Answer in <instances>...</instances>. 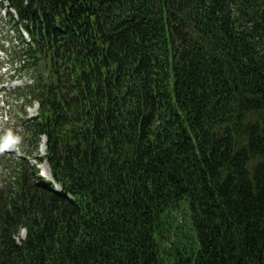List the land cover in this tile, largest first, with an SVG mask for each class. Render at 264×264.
<instances>
[{
  "label": "trees",
  "instance_id": "obj_1",
  "mask_svg": "<svg viewBox=\"0 0 264 264\" xmlns=\"http://www.w3.org/2000/svg\"><path fill=\"white\" fill-rule=\"evenodd\" d=\"M12 5L64 192L10 163L0 264H264V0Z\"/></svg>",
  "mask_w": 264,
  "mask_h": 264
},
{
  "label": "bare ground",
  "instance_id": "obj_2",
  "mask_svg": "<svg viewBox=\"0 0 264 264\" xmlns=\"http://www.w3.org/2000/svg\"><path fill=\"white\" fill-rule=\"evenodd\" d=\"M42 168L44 169V174H45V176H47V177L50 178V173H49V170H48L47 165L44 164V165L42 166Z\"/></svg>",
  "mask_w": 264,
  "mask_h": 264
},
{
  "label": "rangeland",
  "instance_id": "obj_3",
  "mask_svg": "<svg viewBox=\"0 0 264 264\" xmlns=\"http://www.w3.org/2000/svg\"><path fill=\"white\" fill-rule=\"evenodd\" d=\"M44 170V169H43ZM0 173H1V171H0Z\"/></svg>",
  "mask_w": 264,
  "mask_h": 264
}]
</instances>
